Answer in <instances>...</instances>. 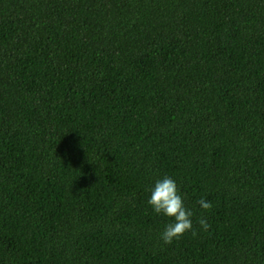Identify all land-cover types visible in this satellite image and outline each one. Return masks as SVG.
<instances>
[{
    "label": "trees",
    "instance_id": "1",
    "mask_svg": "<svg viewBox=\"0 0 264 264\" xmlns=\"http://www.w3.org/2000/svg\"><path fill=\"white\" fill-rule=\"evenodd\" d=\"M0 264H264V0H0Z\"/></svg>",
    "mask_w": 264,
    "mask_h": 264
},
{
    "label": "clouds",
    "instance_id": "2",
    "mask_svg": "<svg viewBox=\"0 0 264 264\" xmlns=\"http://www.w3.org/2000/svg\"><path fill=\"white\" fill-rule=\"evenodd\" d=\"M197 203L204 210L212 207L211 202L203 197ZM148 204L155 213L172 218V223H169L161 234L164 243L171 244L174 239H179L180 236L190 230L193 236L197 235V232L193 230V213L185 207L174 179L165 176L163 179L157 180L150 189ZM198 222L205 231L209 229L210 225L204 218H201Z\"/></svg>",
    "mask_w": 264,
    "mask_h": 264
}]
</instances>
